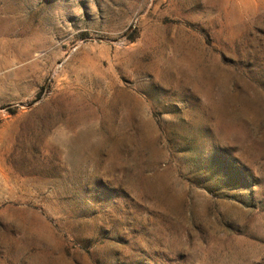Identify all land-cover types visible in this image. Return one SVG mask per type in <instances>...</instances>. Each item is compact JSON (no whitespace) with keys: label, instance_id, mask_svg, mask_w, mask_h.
<instances>
[{"label":"rangeland","instance_id":"rangeland-1","mask_svg":"<svg viewBox=\"0 0 264 264\" xmlns=\"http://www.w3.org/2000/svg\"><path fill=\"white\" fill-rule=\"evenodd\" d=\"M0 264H264V0H0Z\"/></svg>","mask_w":264,"mask_h":264}]
</instances>
